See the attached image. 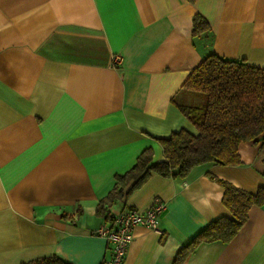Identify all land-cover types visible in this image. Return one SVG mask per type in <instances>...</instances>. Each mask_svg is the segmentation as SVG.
Here are the masks:
<instances>
[{"label":"crops","instance_id":"obj_1","mask_svg":"<svg viewBox=\"0 0 264 264\" xmlns=\"http://www.w3.org/2000/svg\"><path fill=\"white\" fill-rule=\"evenodd\" d=\"M209 29L192 35V15ZM214 53L264 68V0H0V264L56 255L102 264L95 205L156 138L196 129L173 104ZM241 163L205 162L185 177L152 174L110 212L164 208L156 229L135 226L123 264H173L219 216L226 180L264 187V143L238 145ZM182 264H264V203L227 243H201Z\"/></svg>","mask_w":264,"mask_h":264},{"label":"trees","instance_id":"obj_2","mask_svg":"<svg viewBox=\"0 0 264 264\" xmlns=\"http://www.w3.org/2000/svg\"><path fill=\"white\" fill-rule=\"evenodd\" d=\"M193 2L194 0H187ZM209 29L200 14L192 15V35ZM191 92L190 101L173 104L196 129L172 130L158 137L164 159L153 161L152 149H143L134 164L116 174L110 191L95 205V213L110 218V207L127 198L152 175L164 178L185 177L190 170L205 162L219 165L241 163L238 145L243 141L262 139L264 143V68L214 53L205 55L182 83ZM223 187L221 202L230 216H219L182 245L173 264H182L186 256L201 243L229 242L248 217L249 209L264 203V187L254 193L218 179ZM25 264H70L56 255L31 259Z\"/></svg>","mask_w":264,"mask_h":264},{"label":"built area","instance_id":"obj_3","mask_svg":"<svg viewBox=\"0 0 264 264\" xmlns=\"http://www.w3.org/2000/svg\"><path fill=\"white\" fill-rule=\"evenodd\" d=\"M163 208V201L155 198L151 206L144 211L130 208L111 212L110 218L93 231V234L101 236L107 244H110L109 256L102 264H123L135 226L156 229Z\"/></svg>","mask_w":264,"mask_h":264}]
</instances>
